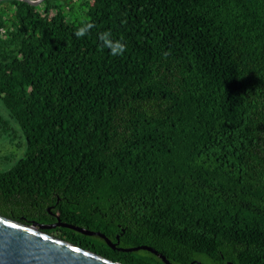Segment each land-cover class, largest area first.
<instances>
[{
    "label": "trees",
    "instance_id": "trees-1",
    "mask_svg": "<svg viewBox=\"0 0 264 264\" xmlns=\"http://www.w3.org/2000/svg\"><path fill=\"white\" fill-rule=\"evenodd\" d=\"M0 140L6 218L121 264H264V0L1 1Z\"/></svg>",
    "mask_w": 264,
    "mask_h": 264
},
{
    "label": "water",
    "instance_id": "water-1",
    "mask_svg": "<svg viewBox=\"0 0 264 264\" xmlns=\"http://www.w3.org/2000/svg\"><path fill=\"white\" fill-rule=\"evenodd\" d=\"M19 1L34 7L41 6L44 2V0ZM57 227H67L84 235L98 236L104 239L109 247L114 248L103 234L62 224L59 219L54 225L38 228L35 224L24 225L0 215V264H121L42 231V229H54ZM140 249L147 250L160 257L165 264H170L164 256L149 247L123 251L134 252ZM197 264L201 263L198 262Z\"/></svg>",
    "mask_w": 264,
    "mask_h": 264
},
{
    "label": "clouds",
    "instance_id": "clouds-1",
    "mask_svg": "<svg viewBox=\"0 0 264 264\" xmlns=\"http://www.w3.org/2000/svg\"><path fill=\"white\" fill-rule=\"evenodd\" d=\"M94 27V25H87L86 27H82L79 30L76 31L75 35L77 37H83L85 36L91 28ZM100 41L102 42L103 46L108 48L110 50L111 55H123V53L126 51V45L122 43L121 41H113L111 39V32H102L99 36Z\"/></svg>",
    "mask_w": 264,
    "mask_h": 264
},
{
    "label": "rangeland",
    "instance_id": "rangeland-1",
    "mask_svg": "<svg viewBox=\"0 0 264 264\" xmlns=\"http://www.w3.org/2000/svg\"><path fill=\"white\" fill-rule=\"evenodd\" d=\"M20 142H22L21 139H20L19 143ZM15 149L16 148L9 146L7 142H3L0 140V167L4 168L7 165L6 161H5V157L7 155H9L10 153H12V151ZM22 153H23V151L21 149H19L18 151H16V156H18L20 154L19 155V157H20L22 155Z\"/></svg>",
    "mask_w": 264,
    "mask_h": 264
}]
</instances>
